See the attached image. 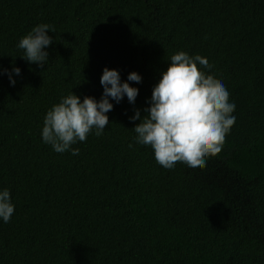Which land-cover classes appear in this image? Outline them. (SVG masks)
I'll return each mask as SVG.
<instances>
[{"label": "trees", "instance_id": "trees-1", "mask_svg": "<svg viewBox=\"0 0 264 264\" xmlns=\"http://www.w3.org/2000/svg\"><path fill=\"white\" fill-rule=\"evenodd\" d=\"M47 23L42 66L19 39ZM178 51L222 82L236 120L203 169L160 166L134 143L154 84ZM0 264H264V0H0ZM104 67L142 76L134 104L102 135L57 153L41 140L47 110L71 91L99 100ZM133 147H129V144Z\"/></svg>", "mask_w": 264, "mask_h": 264}, {"label": "clouds", "instance_id": "clouds-1", "mask_svg": "<svg viewBox=\"0 0 264 264\" xmlns=\"http://www.w3.org/2000/svg\"><path fill=\"white\" fill-rule=\"evenodd\" d=\"M48 32H54L47 23L37 24L17 44L23 50L20 56L28 63L42 66L47 63V47L53 42ZM211 69L206 57L190 56L178 51L170 57L168 67L160 73L154 84L148 106L134 109L130 120L140 122L132 128L134 143L150 146L155 161L166 169H172L181 162L193 170L203 169L209 156L217 155L224 144L225 136L231 130L236 117L235 103L229 101L226 86L198 69ZM21 69H0L8 76L10 85H15L13 76H19ZM142 76L136 71L128 73L122 81L117 69L104 67L100 76L103 92L99 100L91 96L80 97L72 91L62 96L45 113L41 128V140L57 153L70 151L79 154L73 144L84 142L90 132L102 135L109 125L107 113L113 103L124 97L135 103L139 89L129 82L139 84ZM133 147V144H129ZM14 204L8 188L0 189V220L7 223L14 212Z\"/></svg>", "mask_w": 264, "mask_h": 264}]
</instances>
